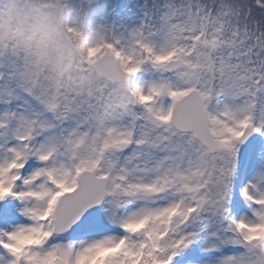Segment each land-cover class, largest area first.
<instances>
[{
    "label": "snow or ice",
    "instance_id": "6c2138e0",
    "mask_svg": "<svg viewBox=\"0 0 264 264\" xmlns=\"http://www.w3.org/2000/svg\"><path fill=\"white\" fill-rule=\"evenodd\" d=\"M139 8L0 23V264H264V0Z\"/></svg>",
    "mask_w": 264,
    "mask_h": 264
},
{
    "label": "clouds",
    "instance_id": "9594fccd",
    "mask_svg": "<svg viewBox=\"0 0 264 264\" xmlns=\"http://www.w3.org/2000/svg\"><path fill=\"white\" fill-rule=\"evenodd\" d=\"M8 3L9 0H0V13H3L0 23L10 22L12 36L25 41L38 39L42 34L60 37L64 29L74 23L81 27L90 26L78 9L73 10L71 20L68 18L66 0H15L11 16L4 11Z\"/></svg>",
    "mask_w": 264,
    "mask_h": 264
},
{
    "label": "rangeland",
    "instance_id": "374dc122",
    "mask_svg": "<svg viewBox=\"0 0 264 264\" xmlns=\"http://www.w3.org/2000/svg\"><path fill=\"white\" fill-rule=\"evenodd\" d=\"M109 2L103 4L101 7L93 9V11H84L85 22L89 25H110L114 29H118L122 25L133 26L139 23L141 11L139 5L144 3V0H138V18L129 16V13L121 14V8L124 5L123 0H108ZM82 5L75 4L69 7L66 5L68 18L71 20L73 10L82 9ZM137 11V10H136Z\"/></svg>",
    "mask_w": 264,
    "mask_h": 264
},
{
    "label": "water",
    "instance_id": "95a60500",
    "mask_svg": "<svg viewBox=\"0 0 264 264\" xmlns=\"http://www.w3.org/2000/svg\"><path fill=\"white\" fill-rule=\"evenodd\" d=\"M66 1H69V0H66ZM83 1H85V2H87L89 4H93V3L99 2L101 0H83Z\"/></svg>",
    "mask_w": 264,
    "mask_h": 264
}]
</instances>
